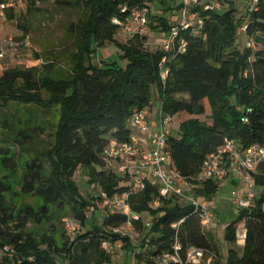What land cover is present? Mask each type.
Wrapping results in <instances>:
<instances>
[{"label": "trees", "instance_id": "1", "mask_svg": "<svg viewBox=\"0 0 264 264\" xmlns=\"http://www.w3.org/2000/svg\"><path fill=\"white\" fill-rule=\"evenodd\" d=\"M80 1L86 15L77 26V48L65 76L51 74L53 62L40 69L10 68L0 76V110L10 104L15 109V114L1 119L7 145L0 150V166L5 171L0 176V247L9 246L11 250L0 258V264L112 263V257L102 249L104 240L121 241L125 248L135 251L129 236L114 232L128 222L127 215H110L101 225L91 223L74 239L62 235L59 240L53 221L62 219V212L68 209L84 227L87 212L96 207L97 200L130 190L131 177L109 170L103 153L112 139L131 140L134 110L150 108L156 95L163 114L173 117L184 113L179 134L169 135L166 151L183 181L198 184L200 197L211 199L217 192L218 183L199 182L197 176L207 156L226 138L236 139L242 149L253 144L264 146V0H258L252 10L251 4L241 15L237 7L203 11L201 34L182 30L180 38L187 41L186 50L170 53L150 50L143 35L117 42L121 25L115 19L125 22L128 13L122 11L123 7L141 0L77 3ZM23 17L21 14L17 23L27 33ZM245 21V38L254 39L261 45L259 49L239 47V29ZM170 26L167 17L150 15L151 30L167 33ZM108 43L120 48L121 57L128 61L126 67L117 61L94 63L95 53ZM164 56L169 68L165 82L159 67ZM50 110L58 112L52 143L31 153L29 141L46 129L47 120L40 112ZM14 144L30 156L21 169ZM78 169L86 172L88 183L99 186L102 194L86 197L80 192L74 179ZM18 177L20 193L12 181ZM253 180L256 186L264 187V162ZM125 181L129 184L123 185ZM25 197L37 198L40 204L24 201ZM156 199H160L159 205L154 204ZM129 204L131 212L141 216L132 221L133 226L145 233L140 248L146 254L137 253L138 262L162 264L160 257L175 254L176 245H180L178 254L184 264L192 247L205 252L199 264H206L210 252L220 254L193 205L177 197H160L159 188L149 182L129 195ZM143 214L149 217L147 223ZM241 222L246 226L242 255L235 248ZM30 223H52L53 228L37 234L29 228ZM226 239L234 247L224 262L215 264H264V191L255 194L253 207L241 208L237 219L227 227Z\"/></svg>", "mask_w": 264, "mask_h": 264}, {"label": "built area", "instance_id": "2", "mask_svg": "<svg viewBox=\"0 0 264 264\" xmlns=\"http://www.w3.org/2000/svg\"><path fill=\"white\" fill-rule=\"evenodd\" d=\"M133 6L125 5L123 12L128 13L125 22L115 19L121 25L118 35H128L130 38L136 35H144L150 23L151 4L147 0H141ZM258 0H252V10ZM181 11V21L172 24L170 30L161 38V49L167 53L172 51L184 52L187 48V41L180 38L181 31L190 29L194 34H201L204 26L202 17L203 11L222 10L217 0H177ZM28 0H0V25L7 22L10 12L17 7H25ZM18 18V17H17ZM18 21V20H17ZM136 25V27L134 26ZM248 22L240 27L239 31L245 36ZM147 45V44H146ZM148 46V45H147ZM35 49L31 37L28 33L22 35H9L6 38L0 37V62L8 58L11 54L16 55L22 50ZM167 56H164L159 64L160 73L165 82L169 75L167 67ZM50 61H45L43 57L39 59V66H43ZM171 116L160 112V123L157 131L153 130L149 117V108L135 109L130 125L132 129L139 131L141 136L132 135L129 142H118L111 140L106 146L103 156L106 167L119 175H129L131 177V188L124 194H116L112 197L104 195L102 202L103 215L109 217L113 214H123L128 216V222L115 228L114 232L121 236H129L126 227H131L132 221L139 220L141 216L131 212L129 195L137 190L145 188L147 182L159 188V195L162 198L177 197L181 202L195 207V212L201 217V223L205 227L215 214L211 205L207 202H199L190 197L184 188L187 185L191 190L198 184L185 183L182 176L171 166V155L166 151V145L171 134L169 125ZM148 144L149 146H145ZM264 162V146L253 144L247 149H242L236 139L226 138L224 143L205 159L202 170L197 176L199 182L214 181L219 183L226 179L231 170H238L242 173V178L249 184V191L244 197L235 198V203L240 208H251L254 205L255 193L253 192V174L259 165ZM155 205L160 204V199H156ZM67 235L74 239L83 228L80 220L76 217H68L64 220ZM176 226V225H174ZM130 237V236H129ZM102 249L108 256H113L117 249H121V241L114 243L110 240L102 242ZM175 254H164L159 261L162 264L180 262L178 250L180 245H176ZM9 246L0 247V258L10 251ZM205 256L202 249L192 247L188 250L186 263L199 264ZM211 262V261H210ZM104 264H112L105 262Z\"/></svg>", "mask_w": 264, "mask_h": 264}, {"label": "rangeland", "instance_id": "3", "mask_svg": "<svg viewBox=\"0 0 264 264\" xmlns=\"http://www.w3.org/2000/svg\"><path fill=\"white\" fill-rule=\"evenodd\" d=\"M217 1L219 5L222 6L221 9L223 11L231 9L232 7H237L238 15L244 13L247 10V7L252 4V0H224V2H221L220 0ZM148 2L151 3V11L153 16L165 13L164 15L169 16L172 24H176L181 21V11L177 8L178 4L175 0H170L172 3V11H174V13L169 12L170 10L168 6L162 4V1ZM21 14H24V26L27 28V33L30 35L36 50H22L20 53L16 54L13 60L8 59L7 61L3 62V65L0 66V76L3 74L6 68H27L33 66L39 68V59L41 57H43L45 61L54 63L55 66L51 72L53 76H65L70 68L69 60L71 54L77 48V26L86 15V8L82 1L77 3V0H28V3L25 7L20 6L15 9V17L8 18L7 25H5L4 28L2 25H0V35L2 38H6L9 35L23 34V30L18 26L17 23V17H19ZM147 35L149 36L150 42H156L158 39L163 38L165 32L149 30L147 31ZM116 37V40L119 43H125L130 39V37L126 35H116ZM160 43L161 41L158 45H151L149 43V49L152 51L160 49ZM238 45L241 49L251 46L256 50L261 47V45L258 44L254 39H246L241 32L238 35ZM21 54L23 56H19ZM37 54L41 55L40 58H37ZM121 55L122 51L116 45V43H108L106 44L105 48H101L95 53L93 60L97 65L102 64L103 61L106 60L117 61L119 66L126 67L128 61L122 58ZM205 103L207 104V101H205ZM151 105L152 111L150 115H157L159 109L157 95L154 96ZM13 114H15V109L11 104L7 108L0 110V150L7 145L4 142L5 136L2 132L4 128L2 126L1 119H3V117L6 115L10 117ZM183 114L184 113H181L171 117V124L168 128L176 135L179 134L180 123ZM40 115L47 120L46 129H44L42 132H37L35 139H33V141H29L28 147L31 150V153L35 150H43L44 146L52 143L53 133L56 129L58 121L57 110H50L47 112L41 111ZM13 146L17 151L16 153L18 157L16 160L20 165L19 169H21L22 165L24 164V160L28 159L30 156L28 153L23 152L19 145L14 144ZM1 155L2 153L0 152V156ZM4 175V168L0 166V176L3 177ZM74 179L78 183L79 190L84 196L98 197L100 194H102L99 186L88 183V176L82 169L77 170ZM12 181L15 191L20 193V178L18 177ZM230 183L231 182L228 180L220 181L218 183L217 192L211 199L200 197L197 193V188L195 191L185 189L186 193L190 197L198 200L201 203L207 202L209 205H211L215 214L214 218L210 220L209 224L204 227V231L210 234L212 240L218 245L220 254L215 252L208 253L206 264H215L216 261L221 263L224 262L225 258L228 256L229 250L234 247V245L226 239V230L227 227L237 219L241 210L234 200L235 198L244 197L246 195V193L249 191V184L246 183L243 178H239L238 176L235 183ZM122 184L128 185L129 183L125 181L122 182ZM253 185L254 186L252 190L256 195L264 191V187L256 186L254 180ZM16 200H18L17 202H21L18 198H16ZM23 200L35 205L40 204V201L34 197H25ZM102 210V202L97 200L96 207H92L87 212V224L81 229L79 234L85 233V231L89 229L91 223L97 225H101L103 223L105 217ZM62 213H65L62 214V219H55L53 221L58 229L57 238H59V240L63 239L62 235H65L66 237L68 236L65 230L64 220L68 217H74L72 212L68 211V209H65V212ZM142 217L145 223L149 221L147 214H143ZM29 228L37 234H42L47 229H52L53 226L52 223L49 225L46 223H40L37 225L30 223ZM126 231L130 236L133 247H135V251H130L123 245L121 249H117L113 254L112 264H146L145 261L141 263L138 262V259L135 256L140 252L146 254V250L140 248V244L145 233L133 225L131 227H126ZM237 234L239 235L237 236L238 241L244 240L246 234L245 222L238 224ZM243 247L244 246L239 244V242H237V245H235V248L238 251H241Z\"/></svg>", "mask_w": 264, "mask_h": 264}, {"label": "crops", "instance_id": "4", "mask_svg": "<svg viewBox=\"0 0 264 264\" xmlns=\"http://www.w3.org/2000/svg\"><path fill=\"white\" fill-rule=\"evenodd\" d=\"M155 1H157V2H161L162 1V4H164L165 6H168V8H169V12H171V13H174V11H172V3L170 2V0H155ZM176 2H177V0H175ZM151 4V3H150ZM177 4H178V2H177ZM177 8L179 9V4H178V6H177ZM165 13H161L160 15H157V16H165L164 15ZM13 15H15V10L14 11H12V12H10V14H9V17H12ZM165 17H167L168 19H169V16H165ZM170 20V24H171V19H169ZM2 26H3V28H4V26L5 25H7V22H3L2 24H1ZM135 27H136V25H134ZM3 28H2V30H3ZM149 30H151V29H149L148 27L146 28V30H145V34L143 35V36H145V37H147V40H146V44L148 45V47H150V45H149V43L151 44V45H153V44H159V42L161 41V39H158L156 42H150V40H149V36L147 35V31H149ZM23 34H24V32H23ZM17 36H19V35H22V34H16ZM125 35V34H124ZM126 36H128V35H126ZM0 37L2 38V36L0 35ZM117 38V37H116ZM161 49V48H160ZM156 50H158V49H156ZM156 50H154V51H156ZM15 56L16 55H13V54H11L8 58H6L5 60H3V61H1L0 62V66H2L3 64V62H5V61H7L8 59H10V60H13L14 58H15ZM19 56H23L22 54L21 55H19ZM7 69H10V68H6L5 70H7ZM158 98V97H157ZM158 102H159V109H158V113H157V115L156 114H153V116L152 115H150V113H151V111H152V105L150 106V108H149V117H150V121H151V126L153 127V130L154 131H157V129H158V126H159V123H160V112H161V103H160V100H159V98H158ZM133 130V132H132V135H139V136H141V134L139 133V131H137L136 129H132ZM171 132V134L172 135H176L174 132H172V131H170ZM145 146H149L148 144H145ZM237 176L239 177V178H242V173L240 172V171H238V170H231V172H230V175L226 178V179H224V180H228L229 182H231V183H235L236 182V179H237ZM223 180V181H224ZM230 183V184H231ZM184 188L185 189H188V190H190V191H193V190H191L187 185H184ZM189 191V192H190ZM237 236H239L238 234H237ZM239 242V244H242L243 246L245 245V238H244V240H242V241H238ZM241 242V243H240ZM244 248V247H243ZM243 248H242V250L241 251H238L237 249V252L240 254V255H242V253H243Z\"/></svg>", "mask_w": 264, "mask_h": 264}]
</instances>
